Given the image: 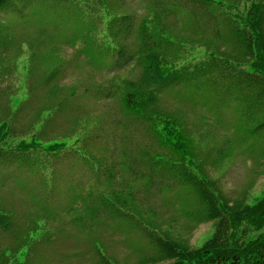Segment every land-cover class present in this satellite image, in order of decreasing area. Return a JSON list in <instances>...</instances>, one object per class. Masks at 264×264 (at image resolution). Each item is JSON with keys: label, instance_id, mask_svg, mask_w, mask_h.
<instances>
[{"label": "rangeland", "instance_id": "374dc122", "mask_svg": "<svg viewBox=\"0 0 264 264\" xmlns=\"http://www.w3.org/2000/svg\"><path fill=\"white\" fill-rule=\"evenodd\" d=\"M102 1L96 6L104 16H130L132 30L121 39L127 51L141 20L159 12V25L183 52L178 66L195 75L159 93L147 116L131 112L117 84L139 78L135 61L113 66L115 56L101 53L110 45L104 38L84 50L80 38L71 39L82 29L71 12L67 19L37 3L0 9V124L8 127V151L0 152V264H170L154 259L150 229L200 246L215 220L185 215L191 190L180 198L170 180L163 181L166 191L149 194L148 167L185 162L229 204L264 194V127L255 129L264 106L242 105L254 104L251 78L231 87L223 79L217 87L210 73L193 69L217 62L226 77L239 70L251 76L244 38L252 30L242 12L253 0ZM262 19L264 32V10ZM151 112L182 131L200 168L160 143ZM21 143L31 148L20 150ZM53 143L63 147L50 150ZM160 175L156 168L154 177Z\"/></svg>", "mask_w": 264, "mask_h": 264}, {"label": "trees", "instance_id": "16d2710c", "mask_svg": "<svg viewBox=\"0 0 264 264\" xmlns=\"http://www.w3.org/2000/svg\"><path fill=\"white\" fill-rule=\"evenodd\" d=\"M98 2L101 7L105 6L102 0H96L94 4H92L93 0H0V9L11 7L12 9L15 7L27 9L37 3L44 9L53 11L54 14H56L54 9H57V14L61 12L67 19L70 18V12L74 14L76 28L80 25L82 29L78 33V28L71 39L80 38L85 43L84 50L92 51L90 44L92 38H104L110 45L104 47L101 53H111L115 56L111 63L113 66L135 61V64L140 67L141 74L137 80H123L117 85L121 90L119 99L123 107L134 113L142 111L147 116L146 108L149 104L157 103L159 93L169 85L177 84L176 82L185 76H194L195 74L185 73L189 66H178V61L183 58V52L168 39V35H165L166 30L159 25V12H155L152 21L141 20L134 32L137 43L131 51H127L121 39H124L126 32L132 30L130 16H109L108 11L104 16L101 7L96 6ZM206 2L207 0L199 1L202 4ZM263 10L264 3L253 0L242 12V19L247 21L252 30L244 38L245 56L248 57L250 68L253 71L250 77L244 76L242 70L232 71L234 74L226 77L217 62L201 65V67L196 63L193 68L210 73L211 80L217 87L223 79H229V87H231L238 83H246L247 79L251 78V84L255 86V93H252L248 100L254 104L242 105L255 109L264 106ZM165 12L167 17L170 12L166 9ZM56 16L57 20H62V16ZM99 19L101 27H98ZM149 22L152 23V27L148 26ZM215 72H219V75ZM155 113L151 112L149 119L154 122V134L160 143L164 146L167 145L178 156L177 159L185 160L187 158L193 164L190 166L200 168L195 163L193 150L182 131L176 128L168 116ZM154 117L159 121L154 120ZM262 127H264V119L255 129L258 130ZM7 135L8 127L4 123L0 124V152L8 151L3 148ZM17 147L26 151L31 148V144L21 143ZM48 147L50 150H54L63 146L53 143ZM156 168L161 171L159 179L154 177ZM189 169L190 167L185 162L183 165L172 164L160 169L157 165L153 169L148 167L145 172L147 171L146 174L151 173L148 174L149 183H147L150 187H147L146 190L149 194H152L153 190L166 191L163 181L168 180L174 184V192L180 198L186 193L188 194V189L191 190V215L188 206L184 210L185 215L195 220L194 215L196 222L215 220L214 229L210 236L195 248L170 240L154 229H150L148 235L156 251L154 259H170L172 260L170 264H264V194L251 204H229L214 189L212 182L204 174L190 172ZM124 199L126 198L124 197ZM124 199L121 196L118 197L119 201H124Z\"/></svg>", "mask_w": 264, "mask_h": 264}]
</instances>
